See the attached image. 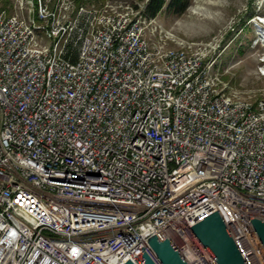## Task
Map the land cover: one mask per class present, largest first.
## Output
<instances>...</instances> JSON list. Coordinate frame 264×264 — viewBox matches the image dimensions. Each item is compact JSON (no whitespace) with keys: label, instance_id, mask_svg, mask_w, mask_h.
I'll list each match as a JSON object with an SVG mask.
<instances>
[{"label":"built area","instance_id":"2783aa9c","mask_svg":"<svg viewBox=\"0 0 264 264\" xmlns=\"http://www.w3.org/2000/svg\"><path fill=\"white\" fill-rule=\"evenodd\" d=\"M4 1L0 264H138L143 246L162 264L154 234L217 264L191 230L216 210L264 264V89L229 90L219 45L178 39L147 1Z\"/></svg>","mask_w":264,"mask_h":264},{"label":"rangeland","instance_id":"374dc122","mask_svg":"<svg viewBox=\"0 0 264 264\" xmlns=\"http://www.w3.org/2000/svg\"><path fill=\"white\" fill-rule=\"evenodd\" d=\"M114 1L138 5L147 0ZM156 19L178 39L219 45L215 72L229 90L258 96L264 89L259 70L264 37L258 33L259 21H264V0H192L182 15L169 13L165 5Z\"/></svg>","mask_w":264,"mask_h":264},{"label":"water","instance_id":"95a60500","mask_svg":"<svg viewBox=\"0 0 264 264\" xmlns=\"http://www.w3.org/2000/svg\"><path fill=\"white\" fill-rule=\"evenodd\" d=\"M251 223L264 245V219L253 217ZM191 230L209 250L217 264H246L230 230L217 210L191 226ZM148 242L162 264H188L170 239L161 240L157 234H154ZM141 248L143 251L134 257L138 264H156L151 255L144 250L145 247ZM125 264L135 263L129 259Z\"/></svg>","mask_w":264,"mask_h":264},{"label":"trees","instance_id":"16d2710c","mask_svg":"<svg viewBox=\"0 0 264 264\" xmlns=\"http://www.w3.org/2000/svg\"><path fill=\"white\" fill-rule=\"evenodd\" d=\"M191 1L192 0H147L146 14L149 17H156L166 5L169 13L182 15L188 9Z\"/></svg>","mask_w":264,"mask_h":264},{"label":"bare ground","instance_id":"6f19581e","mask_svg":"<svg viewBox=\"0 0 264 264\" xmlns=\"http://www.w3.org/2000/svg\"><path fill=\"white\" fill-rule=\"evenodd\" d=\"M261 24V27L258 29V33L260 34V36L264 37V27L262 25H264V21H259Z\"/></svg>","mask_w":264,"mask_h":264}]
</instances>
